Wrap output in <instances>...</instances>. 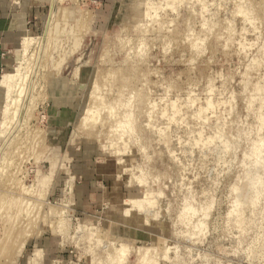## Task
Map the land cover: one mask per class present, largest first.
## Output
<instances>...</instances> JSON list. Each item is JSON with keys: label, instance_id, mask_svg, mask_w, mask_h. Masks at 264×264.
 <instances>
[{"label": "rangeland", "instance_id": "1", "mask_svg": "<svg viewBox=\"0 0 264 264\" xmlns=\"http://www.w3.org/2000/svg\"><path fill=\"white\" fill-rule=\"evenodd\" d=\"M59 4L56 42L45 0L5 71L32 68L39 97L0 146V264H264V0ZM55 76L79 92L60 133Z\"/></svg>", "mask_w": 264, "mask_h": 264}, {"label": "bare ground", "instance_id": "2", "mask_svg": "<svg viewBox=\"0 0 264 264\" xmlns=\"http://www.w3.org/2000/svg\"><path fill=\"white\" fill-rule=\"evenodd\" d=\"M63 0H53V7H52V12L50 14V18L48 21V26L46 28L45 31V39H47L46 42L49 41L50 45L49 47L52 45V42H56L57 40V33H60L59 31H61V27L59 26V20L60 22L62 21L63 23L66 22V12L65 10H63L62 8H58L57 10H55V8L57 7L56 4L61 3ZM60 5V4H59ZM56 6V7H55ZM83 19V17H82ZM84 22L81 19L77 20V25L74 26L73 29H78L75 30L76 32L82 34V29L84 28ZM47 24V23H46ZM65 24V25H66ZM61 25V24H60ZM64 25V24H63ZM86 27V26H85ZM63 29V26H62ZM87 29V27H86ZM85 30V29H84ZM86 31V30H85ZM62 33V32H61ZM56 34V36H55ZM55 36V37H54ZM77 35H72V37H74L75 39L73 40H77L78 38L76 37ZM82 36V35H81ZM80 36V37H81ZM33 41V38H29V37H24L22 39V43H21V48L19 49L20 53L18 54L20 57V54H24L28 48V46L31 44V42ZM49 47L45 46L44 48H41L42 50V54L41 57L38 59V65L37 67L40 65V63H42V61L45 60V62H47L46 60L49 57ZM53 51V50H52ZM53 53V52H52ZM57 53H59L57 51ZM18 55L15 57L16 59L18 58ZM25 56V54H24ZM37 56V55H36ZM65 58V57H64ZM64 58H57V60L53 59V62L50 64V62L48 63L49 68L55 67L54 69L57 71L60 66L62 65L61 63L63 62ZM36 60V59H35ZM20 62V61H19ZM18 62V63H19ZM43 62V63H45ZM46 65V64H45ZM23 65L19 64L17 68L14 69V71L8 72V73H4L1 79V83L2 85L5 87L6 89V104L4 107V117L2 120V126L3 128H1L2 130L0 131V146L2 145V143L4 142V144L8 143V145L12 144L14 142L15 136H11V133L13 131H15L16 133H18L20 131V129L22 127H25L27 125V123L29 122L28 119L30 118V116L32 115L33 110L35 109L36 103L38 102L37 99L39 97L38 92H34L35 90V85H34V72L32 70V68H30V70L26 69L27 66L25 65L24 67H22ZM42 68L44 67L43 65H41ZM34 67V66H33ZM29 68V66H28ZM45 68V67H44ZM58 68V69H57ZM50 70V69H49ZM46 76V75H45ZM42 77V76H41ZM42 79H45L44 77ZM43 81V80H42ZM36 84V83H35ZM81 86L80 89L79 87ZM80 85L78 86V88L80 90H84L86 88V84L85 83H80ZM44 86V85H43ZM42 86V87H43ZM34 90V91H33ZM92 100V99H91ZM93 108V107H92ZM91 110V109H90ZM94 111V110H92ZM90 111V112H92ZM89 112V110H88ZM87 113L86 115H84V117H82L81 121H80V126L81 127H87L89 126L93 121V114L92 113ZM95 115V112H94ZM97 116V115H96ZM95 119V118H94ZM30 126V125H29ZM22 130V129H21ZM41 133V132H39ZM9 134V135H7ZM7 135L5 138L4 136ZM25 135V134H24ZM40 135V134H39ZM9 136V137H8ZM77 136V135H76ZM12 137V138H11ZM31 137V136H30ZM74 137V135L72 136ZM37 139V138H36ZM39 139V138H38ZM37 139V140H38ZM43 139V138H42ZM32 140V139H31ZM43 143V142H42ZM7 145V144H6ZM35 145V144H34ZM38 146V144H37ZM42 151V150H41ZM6 155V154H5ZM5 157V156H3ZM1 159V158H0ZM48 159L51 167H50V173L48 175H45L44 178L42 179V182L45 183V179H47V177H50L53 172H54V167H55V159L54 157L51 158H47ZM4 160V158H3ZM1 163V162H0ZM50 175V176H49ZM45 180V181H43ZM49 180V179H48ZM41 182V183H42ZM40 183V181L38 182V184ZM47 183V182H46ZM45 183V184H46ZM14 184V183H13ZM44 184V185H45ZM41 185V184H39ZM43 185V184H42ZM41 185V187H42ZM40 188V187H39ZM46 188V186H45ZM71 188V185L70 187ZM2 189V188H1ZM29 189V188H28ZM38 189V188H37ZM15 191V190H14ZM43 191V190H42ZM69 191V189H68ZM11 192V191H10ZM26 193V192H25ZM67 193V192H66ZM69 193V192H68ZM44 196V195H43ZM37 200L40 202L41 200L39 198H37ZM10 201V200H9ZM38 202V204H39ZM5 203V202H4ZM10 204V203H9ZM22 205V204H21ZM1 206V205H0ZM27 206V205H26ZM38 206V205H37ZM34 207V206H33ZM32 208V207H31ZM39 209V208H38ZM10 211V210H9ZM37 212V211H36ZM15 213V212H14ZM2 214V213H1ZM22 214V213H21ZM28 214V213H27ZM31 214V213H30ZM15 215V214H14ZM12 220V219H11ZM63 222V221H61ZM63 224V223H62ZM64 226V225H63ZM61 228V227H60ZM64 229V228H63ZM24 241H18L19 245L21 243V246L23 245ZM17 243V244H18ZM11 246V245H10ZM18 246V245H16ZM20 246V248H21ZM13 247V245L11 246ZM10 247V249H12ZM16 248V247H15ZM15 251V250H14ZM13 251V252H14Z\"/></svg>", "mask_w": 264, "mask_h": 264}, {"label": "crops", "instance_id": "3", "mask_svg": "<svg viewBox=\"0 0 264 264\" xmlns=\"http://www.w3.org/2000/svg\"><path fill=\"white\" fill-rule=\"evenodd\" d=\"M44 1L0 0V112L5 99V87L1 83L2 76L12 62L13 55L11 54L14 51L16 57L22 39L26 36H34L29 32L35 24L40 3ZM80 83L77 84V88ZM73 84L74 82L70 80L56 76L48 83L47 94L51 104L49 114L52 126H54L52 129L55 132H65L67 126L71 124L72 117L76 115L77 105L75 99L77 98L76 94L79 92H76ZM79 91L81 90L79 89ZM72 138L74 139V137ZM60 140L62 141V139ZM58 145L63 146L64 139L62 142H58ZM82 158H85L82 163L89 164L91 162L90 156L85 155Z\"/></svg>", "mask_w": 264, "mask_h": 264}, {"label": "water", "instance_id": "4", "mask_svg": "<svg viewBox=\"0 0 264 264\" xmlns=\"http://www.w3.org/2000/svg\"><path fill=\"white\" fill-rule=\"evenodd\" d=\"M81 86H82V85H80V87H79V88H80V89H83V88H81Z\"/></svg>", "mask_w": 264, "mask_h": 264}]
</instances>
